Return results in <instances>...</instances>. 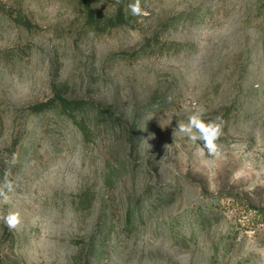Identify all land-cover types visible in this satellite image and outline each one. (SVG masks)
I'll return each mask as SVG.
<instances>
[{
	"label": "rangeland",
	"instance_id": "rangeland-1",
	"mask_svg": "<svg viewBox=\"0 0 264 264\" xmlns=\"http://www.w3.org/2000/svg\"><path fill=\"white\" fill-rule=\"evenodd\" d=\"M94 1L0 0V264H264V0Z\"/></svg>",
	"mask_w": 264,
	"mask_h": 264
},
{
	"label": "trees",
	"instance_id": "trees-1",
	"mask_svg": "<svg viewBox=\"0 0 264 264\" xmlns=\"http://www.w3.org/2000/svg\"><path fill=\"white\" fill-rule=\"evenodd\" d=\"M78 1L83 11L86 13V23L90 26H96L101 28L102 25H105L106 27H109V26L117 25L118 23H123L126 20L125 13L122 7H120L119 13H117L115 16H111L102 20L98 16V12L94 0H78ZM53 106L59 107L63 113L76 119L77 114L83 112L87 107V104L86 102L81 100L67 98L63 94H61L58 90L54 98L44 102L36 103L30 106V110L32 111L33 114H40L44 112L46 109L51 108ZM98 112L102 115H106L110 113V111L107 108H104L103 106H98ZM81 126L86 128V123L84 124V122H82ZM137 135H139L137 129L133 128L130 130V139L135 140ZM131 214L132 211H127V215L129 217L131 216ZM99 250L101 253L103 249H100V245L96 244L94 248V252L97 251L99 252ZM0 263H1V256H0Z\"/></svg>",
	"mask_w": 264,
	"mask_h": 264
},
{
	"label": "clouds",
	"instance_id": "clouds-1",
	"mask_svg": "<svg viewBox=\"0 0 264 264\" xmlns=\"http://www.w3.org/2000/svg\"><path fill=\"white\" fill-rule=\"evenodd\" d=\"M132 15L139 16L142 14L140 0H135L134 3L127 5ZM178 131L185 133L188 137L197 141L202 140L204 142L202 150H207L208 153H214L217 150V141L223 134L222 124L219 122V118L215 120L205 121L202 119V113L200 111L194 112L188 118L187 124L179 123ZM198 133V135H196ZM4 189L8 191L12 190V182L8 179L7 173L5 174L4 183L0 186V196L4 197V203L8 202V197L4 193ZM0 220L7 225L8 228L14 229L20 223L19 216L16 213H9L7 216H0Z\"/></svg>",
	"mask_w": 264,
	"mask_h": 264
}]
</instances>
